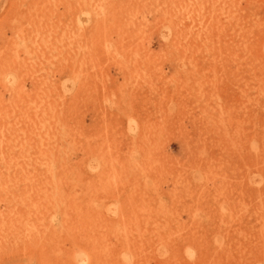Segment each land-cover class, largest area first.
Instances as JSON below:
<instances>
[{
	"label": "rangeland",
	"instance_id": "obj_1",
	"mask_svg": "<svg viewBox=\"0 0 264 264\" xmlns=\"http://www.w3.org/2000/svg\"><path fill=\"white\" fill-rule=\"evenodd\" d=\"M8 222L0 264H264V0H0Z\"/></svg>",
	"mask_w": 264,
	"mask_h": 264
},
{
	"label": "bare ground",
	"instance_id": "obj_2",
	"mask_svg": "<svg viewBox=\"0 0 264 264\" xmlns=\"http://www.w3.org/2000/svg\"><path fill=\"white\" fill-rule=\"evenodd\" d=\"M24 199V198H23ZM10 200H12V199H10ZM9 200V201H10ZM2 201L4 202V204H7V198H5V199H2ZM24 205H26V203H24ZM16 207L15 208H18V205H15ZM7 209V208H6ZM10 209H12V208H10ZM21 210L22 209H20V210H15L16 212H21ZM22 213V212H21ZM55 213L57 214V210H56V208H55ZM23 214V213H22ZM6 221H8V220H6ZM5 221V222H6ZM57 221V220H56ZM5 225V224H4ZM7 226V227H6ZM6 228L3 226V227H0V228H4V229H6L5 230V237L7 236L8 237V240L10 241V243H14V242H16V241H21V240H26V238H27V240H31V237H30V234H27V232L26 231H23V232H21L20 233V230L17 228V227H15V224H13V226L11 225V223L10 222H8L7 224H6ZM21 227L22 228H24V229H27V228H29V227H27L26 226V224H25V222H24V224L23 225H21ZM16 228V229H15ZM20 228V227H19ZM5 237H3V240H6L5 239ZM5 245H3V247H4ZM1 252V251H0Z\"/></svg>",
	"mask_w": 264,
	"mask_h": 264
}]
</instances>
